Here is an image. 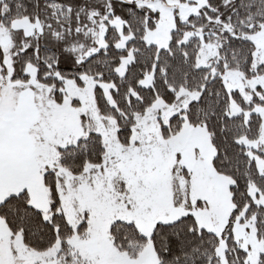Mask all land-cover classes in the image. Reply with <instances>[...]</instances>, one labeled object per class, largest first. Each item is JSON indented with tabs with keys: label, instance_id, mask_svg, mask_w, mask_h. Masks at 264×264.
Here are the masks:
<instances>
[{
	"label": "snow or ice",
	"instance_id": "snow-or-ice-1",
	"mask_svg": "<svg viewBox=\"0 0 264 264\" xmlns=\"http://www.w3.org/2000/svg\"><path fill=\"white\" fill-rule=\"evenodd\" d=\"M0 264H264V0H0Z\"/></svg>",
	"mask_w": 264,
	"mask_h": 264
}]
</instances>
